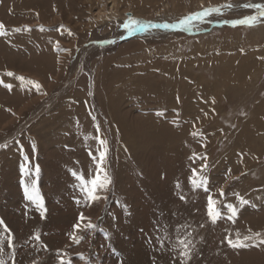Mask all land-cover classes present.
I'll use <instances>...</instances> for the list:
<instances>
[{"label": "rangeland", "instance_id": "obj_1", "mask_svg": "<svg viewBox=\"0 0 264 264\" xmlns=\"http://www.w3.org/2000/svg\"><path fill=\"white\" fill-rule=\"evenodd\" d=\"M25 1L0 0V22L6 29L0 35V60L22 61L30 71L39 72L51 108L20 134L0 141V260L5 264H61L62 259L65 264L69 260L71 264H248L252 260L264 264V226L252 225L264 217V121L251 118L256 103L263 104L264 115V17L253 26L224 23L257 14L256 8L243 5L264 4V0H225L154 16L148 11L153 6L176 1L186 8L200 0H140L139 15L132 10L115 15L120 24L131 17L145 23L154 24L159 17L155 24L177 23L202 7H233H222L206 18L208 23L195 21L190 29L150 27L132 38L126 31L112 41L120 45L143 41L149 51L176 47L159 58L172 66L171 77L161 68L135 73V67L147 63L145 56L134 59L118 49L112 54L107 50L104 60L92 63L94 78L79 70L59 75L57 42L68 41L70 28L44 24L37 13L31 16L32 11L19 7ZM44 1L48 6L43 11L56 12L55 0ZM84 9L89 18V8ZM113 23L77 29L72 60L91 46L104 45L114 34ZM39 63L45 65L42 70ZM7 72L16 74L0 68V96L10 97L14 83ZM194 76L201 79L196 85L191 81ZM25 94L21 99L15 93L16 108ZM94 99L99 109L94 108ZM30 112H23L6 132L16 131ZM10 113L1 112L0 120H7ZM111 115L123 118L130 127L119 131ZM41 120L42 126L37 122ZM100 139L108 141L102 162L105 146ZM101 168L111 183L98 189L99 199L90 200L83 186ZM193 170L203 183L198 179L193 184ZM209 197L219 212L215 220L209 216ZM93 203L98 208L90 215ZM229 205L236 208L235 215ZM89 220L97 227H83ZM78 223H83L79 230L74 227ZM245 236L251 238L244 240ZM238 237L248 246L229 244V239ZM178 239L189 243V256L176 246ZM125 254L130 259L125 261Z\"/></svg>", "mask_w": 264, "mask_h": 264}, {"label": "bare ground", "instance_id": "obj_2", "mask_svg": "<svg viewBox=\"0 0 264 264\" xmlns=\"http://www.w3.org/2000/svg\"><path fill=\"white\" fill-rule=\"evenodd\" d=\"M38 1L40 3L39 2L38 3H34L31 0H27L24 3H22V4L20 2L19 4H21V5L19 7L22 8L24 11H28V10L32 11L31 12V16H34L33 12L37 13L38 14V16H37L38 19L41 20L44 24H50V25H55V26H56V24H62V25L65 24L66 26H68L70 28V30L68 32L69 35L72 34V36L69 37L67 42H63L62 41L64 38L63 39H59V41L57 42V49L59 50V55H58V60H59V64L58 65H59V73H60L59 75H61V74L63 75L64 72H67V71H70V70L72 71V73L74 71H76V70H79L80 73L81 72H87L91 78H94V70H93L92 63H96L97 59H98L97 63H99L100 61L104 60L105 59V55H107V54H105L107 50H111L110 52L112 54L113 51H117L118 49H120L121 51H123V50L124 51H128L132 56H134L133 57L134 59H135V57H140V56L143 57L142 55L145 56L144 59L147 60V63L146 64H142L141 66L135 67V71H134L135 73H138V72L139 73H142V72L145 73L146 71L157 70V69L159 70V68H161L160 69L161 73L163 72V74H166L168 77H171V76H169V73H173L172 66L169 63L162 64L165 61H162L159 58L162 55H166V53H169V52L173 51L176 47H171V48H166V49L164 48V49L150 50L149 51V50L145 49L143 41H129V42L121 44V45L119 43H116V42L112 43V41H114V39L119 38V36L125 34L126 31H128V30L121 29V27H122L121 25L122 24H120L121 22L118 21L119 18L116 17L115 15H117V16L120 15V14H124L125 15V12L129 11V10H132L134 12V14L139 15L138 12L139 13L142 12L141 10L143 9V8L139 7L138 2L140 0H81V1H78V0H55L58 5L56 4L57 5L56 9H55L56 12H54V13L51 11L52 8H51L50 11H48L47 9L43 11V9L48 6L47 3L44 0H38ZM52 1H54V0H52ZM147 1L149 2V0H147ZM221 1L225 2V0H211V1L200 0V2H198L196 5H194V6L190 5V6H187L186 8L181 7L182 4L178 5V3L176 1L174 2L173 5H170L167 2L168 4L166 3L163 6L160 5V4L158 6H153L148 11H151V13H152L151 16L152 15L154 16V14H156L158 12H164L165 13V12H168V11H172V12H177V13L179 12L180 13V12H186V11H193L196 7H198L200 5H203V4L218 3V2H221ZM226 1H229V0H226ZM178 2L181 3L180 0H178ZM23 5L25 7H23ZM150 6H151V4L148 5V7H150ZM86 7H88L89 11H90V16L91 17L89 16V18H85V15H84V12H83L85 10L84 8H86ZM40 13H41V16H40ZM47 13H51L49 15L50 18L46 17L47 15L45 16V14H47ZM129 15H130V13H129ZM171 17L175 18L174 16H171ZM131 18L137 19L136 17H131ZM158 19H160V17L157 18V19L155 18V20L153 21L154 24L157 23V21H159ZM162 20H164V19H162ZM85 21H88V22H85ZM111 21L114 22L113 24L116 23L117 25L116 24L113 25V32L112 33H114V34L111 37L107 38V40H104V42H105L104 45L102 44L100 46H95V47L91 46V47H89L87 49V51L84 50L83 54L76 61H73L74 60V59L72 60V57H73V54H74V50L73 49H75L74 46L78 42L77 41V35H78L77 29H79V30L83 29L85 31L86 28H89L90 26H92L94 24L97 25V26H101L102 28H106L107 24L109 22H111ZM207 21L208 20L206 19L203 22L199 21L198 23L200 25H202V24L204 25V23H208ZM16 22H17L16 20H12V21L9 20L8 21L9 24H15ZM25 22H27V21H25ZM166 22H168V21H166ZM209 22H211V20ZM17 23H19V21ZM181 28L183 30V27H180V29ZM186 29H190V28H184V30H186ZM164 32L169 33V31H167V30H165ZM149 33L151 34V31ZM167 33L163 34L160 37H162V38L166 37ZM136 35H137L136 32L132 33V34L129 33V38H132V37H134ZM106 36H104V39H105ZM57 38H58V36H57ZM150 39L151 38L144 37L143 40L148 41ZM126 49H128V50H126ZM262 51L264 52V49ZM147 53L149 55L150 54L151 55L148 56ZM84 54H86V55H84ZM87 54H89V55H87ZM9 59L10 58H8V60ZM8 60L7 61L0 60V68L1 69H5L7 71L12 70V71H14L16 73L14 76L11 77L12 78L11 81L14 83L13 87L11 88V90L14 93H13V96H10V97L9 96H0V113L3 112V111H7V112L11 111L12 113H10V114H12V115L8 114L9 118L7 120H5V121H1L0 120V141L9 139L8 136H10V135H16L17 133L20 134L23 128L28 127L27 125H29L30 121L38 120L40 115L42 114V112H44V111L46 112L47 109L49 110L51 108L50 104H47V98H45L44 90L42 89L43 87H41L39 90H37L33 85H30V84L27 83L28 80H35V81H38L40 83V85H41L43 79H42L41 75L39 74V72H38V74H36L33 71H30L29 69H27V67L24 64H22V61L19 62V61L15 60V59H13L15 61H11V60L8 61ZM146 60H142V62H146ZM33 65H35V64H33ZM38 65H39L40 70H42L44 68V66H45L44 63H39ZM107 65H108L107 63H106V65H104L105 68L107 67ZM163 69H164V71H163ZM183 70H185V69H183ZM174 72H175V70H174ZM179 75H180V73H179ZM19 76L25 77L26 78L25 81L22 82L19 79H17V77H19ZM197 80H201V79H198V78H196V76H194L191 81H194V84L196 85L197 84ZM199 87H201V86H199ZM15 93H18L17 97L21 96V99H22V93H26L25 97H24L25 100L20 105V108L19 107L16 108L15 103L12 102V100H13L12 98H14V101H15V98H17L15 96ZM93 102H94V105H95L94 108L96 107V109H97L98 108V103H97L96 99H94ZM256 105H257V107L255 106V110L252 112V115H251L252 117L251 118H252V121H257V123H261L262 121H264V119H263L264 118V115H263V104L261 105L260 103H256ZM109 107H110V105H109ZM26 111H27V113H28V111H32V112H30L32 114L31 117L27 121L25 120L26 122H24L20 127L17 126L19 128L16 131H14L13 133H7L6 131H8L10 128L16 126L15 124L17 123V120L22 116L23 112H26ZM23 117H24V115H23ZM111 117L115 121V125L119 129V131L125 130L126 126L130 127L128 125L127 121H124L123 118H117L115 115H111ZM32 122L34 124V121H32ZM37 122H38V124L40 126L43 125L42 120L41 121H37ZM36 152H37V150H36ZM95 204L93 205V207H92V205H90L91 208L89 209L88 214H90V215L91 214H95V212H96V210L98 208V206L95 205ZM249 224L251 225V223H249ZM252 225L255 228L257 226H258V228H261L260 226H264V217L259 218L258 220H256V222L254 221L252 223ZM81 228H82V226H81ZM84 231H85V229H84ZM76 234H77V232H76ZM121 242H122V239H121ZM135 242H136V240H135ZM128 251H127V254H128ZM127 254H125V256L123 258V259H125V261L128 260V258L131 256V255H127ZM135 260L138 261L137 258ZM253 261L254 260H252L250 262L248 261L247 263L248 264H252Z\"/></svg>", "mask_w": 264, "mask_h": 264}, {"label": "snow or ice", "instance_id": "obj_3", "mask_svg": "<svg viewBox=\"0 0 264 264\" xmlns=\"http://www.w3.org/2000/svg\"><path fill=\"white\" fill-rule=\"evenodd\" d=\"M243 6L256 8L258 10V13L255 15L246 16L242 19H237V20H232V21H224V23H231L233 26L241 25V24L253 26L257 22H259V20L262 17H264V4H245ZM222 7L232 8L233 5L227 4V5L215 6V7H202V10L191 13V14L183 17L177 23L152 24L151 22L145 23L142 20L130 18L122 26L125 29H127L130 34L135 33L137 31H147L150 27H155V28H161L162 27V28H166V29H175V28H180V27L191 28L195 21L203 22L207 17L211 16L213 13H220ZM25 30H30V29H28V26H25ZM16 31H21V29H16ZM5 34H6L5 26L3 25L2 22H0V35H5ZM7 75L13 76L14 73L8 72ZM17 79L24 82L26 78L23 76H19V77H17ZM0 83H2V81H0ZM27 83L30 85H33L37 90H39L42 87L40 85V83L38 81H35V80H28ZM6 87H8L10 89L12 86L6 85ZM100 143L105 146L104 151L100 152V161L102 162L106 156L107 142L103 139H100ZM79 178L82 181L84 180V177L82 175ZM198 179L200 180L201 183H203V180L201 178H199V174L195 170H193L192 182L194 185L197 184ZM110 183H111V178L101 168L91 181L86 182L84 184L83 190L87 193L88 198L90 200H97L100 198L98 195H96L98 189L106 188ZM26 191H27V188H26ZM220 194L224 195L223 189H220ZM29 198L30 199H36V197H34V196H30ZM241 202L246 203V201H244L242 197H241ZM215 204H216V201L213 200L211 197H209V216L212 217L213 220H215L217 218V216L219 215V212L215 209ZM228 207L231 209L232 213L235 215L236 208L232 205H229ZM229 218L231 219V217H229ZM84 219L85 218L83 217V214H81V217H80L81 222H83ZM0 223H2V221H0ZM81 226H82V224L78 223L74 227L77 230H79L81 228ZM83 227L89 228V229H94L97 226L92 224L91 221L89 220L86 224H83ZM256 235H259V233H257ZM36 238L39 239V235H37ZM72 238H73V240H75L76 243H79L80 238L76 237L75 234H73ZM250 238L251 237L245 236L243 239L248 240ZM228 242L233 247H247L248 246L247 244L243 243V241H241L239 239V237L235 241H233L232 239H229ZM161 243H163V241H161ZM176 246L183 248L182 255H184L185 257L189 256V243L186 242L185 239H178V244ZM0 264H5V262L3 260H0ZM61 264H65V261L63 259L61 260ZM67 264H71V261L70 260L67 261Z\"/></svg>", "mask_w": 264, "mask_h": 264}]
</instances>
